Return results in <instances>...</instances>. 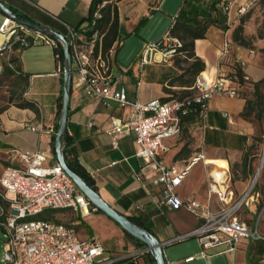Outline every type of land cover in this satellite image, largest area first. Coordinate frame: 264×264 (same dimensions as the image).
Listing matches in <instances>:
<instances>
[{
  "label": "built area",
  "instance_id": "2783aa9c",
  "mask_svg": "<svg viewBox=\"0 0 264 264\" xmlns=\"http://www.w3.org/2000/svg\"><path fill=\"white\" fill-rule=\"evenodd\" d=\"M255 1L239 3L237 0H219L217 5L226 13L236 5V14L242 15ZM115 2L97 1L86 20L77 26L64 22V37L71 58L72 88L81 89L87 97L107 107L115 103L119 109H127L125 119L114 115L109 118L107 134L111 145L116 148L120 136L132 134L134 155L141 161V165L133 172L134 178L139 181L145 177L151 178L152 184L159 188V206L167 209L183 207L199 220L193 229L173 239L194 237L197 240L199 250L186 256L185 261H208L213 255L233 254L243 239L264 244V233L259 230L264 205H261L259 191L254 188L258 173L236 195L231 187L228 167L223 168L219 180L210 172L207 199L215 196L219 203L218 208L212 210L192 196L182 199L177 193V187L191 167L204 159L202 151L183 164H166L162 159V154L171 147L168 140L180 135L182 118L189 113L192 105L199 106L198 117L204 128L208 102L214 95H239L241 84L236 70L225 74L220 68L224 62L233 61L229 41H225L220 50L219 74L209 78L204 77L202 71L199 72L189 87L191 95L179 98L169 94L168 100L154 98L147 102L129 100L125 79H132L138 89L142 83L143 67L147 64L171 63L181 53L183 42L170 33L169 27L158 40L146 42L131 65H117L115 55L123 39L118 37L105 49L102 24L104 9L107 6L113 9ZM38 42L63 48L60 39L25 25L10 24L5 31L0 30V58L5 53ZM237 65L243 72L245 61L238 59ZM61 67L57 65L53 73H59ZM242 77L247 79L245 74ZM27 95L28 91L25 90L22 96L26 100ZM29 128L53 132L51 128L46 129L41 121L29 125ZM11 154V162L4 166L0 174V227L4 235L0 264H141L140 257L150 252L146 246L117 257L109 255L101 258L106 250L98 237L90 235L81 238L71 224L48 218H32L46 209H71L81 216L97 209L58 161L45 163L48 155L44 150L12 149ZM15 160L17 163H14ZM245 212L256 216L254 226L243 217ZM212 249L214 253L211 254L209 250Z\"/></svg>",
  "mask_w": 264,
  "mask_h": 264
},
{
  "label": "crops",
  "instance_id": "0c3cea01",
  "mask_svg": "<svg viewBox=\"0 0 264 264\" xmlns=\"http://www.w3.org/2000/svg\"><path fill=\"white\" fill-rule=\"evenodd\" d=\"M1 1L17 15L20 14V17L65 35L66 27L64 22L77 26L85 21L90 13L93 0ZM244 1L246 0H237L239 3ZM217 3L218 0H116L115 5H113L118 18V37H123L122 34L138 33L141 38L140 50L146 42H153L148 37L147 29L149 26L157 27L162 36L169 27L173 26L181 9L184 16H191L201 9L211 13L213 16L218 13L226 15V21L223 22L224 27L210 24L205 29L203 37L194 40L195 55L204 61L205 68L202 71V75L209 78L217 76L220 68L225 74L233 72L236 68L237 60H243L245 61L243 73L247 76V81L240 87L241 94L238 96L229 97L223 94H216L209 100L206 126L204 128L201 126L200 131V151L204 155L205 163L203 160L196 162L189 170L188 175L182 180V183L177 187V193L182 199L192 196L202 204L208 205L212 210L217 209L219 203L215 196L210 200L207 199L209 173L212 171L211 167L206 164V158L209 160L224 158L227 161L228 169L230 163H242V157L246 152L247 146L255 141L254 137L257 134L255 123L240 116L245 105L243 93L251 91L252 84L264 77V38H259L256 35L258 26L256 21L258 15L262 14V10L259 11L258 9L260 5L264 4H261L260 0H256L245 14L237 15L235 12L236 5L233 6L229 13H226L218 7ZM7 18V23H16L9 17ZM241 21L243 34L245 37H251L252 46L239 45L232 39L233 29ZM254 36H256L255 39L252 38ZM225 41L230 43L233 61L224 62L219 68L218 58ZM21 51L15 50L5 53L0 58L2 66L0 72L6 69H13L14 64L11 59L17 58L20 72L16 71L14 74L27 77V86L24 91H28V100L22 96V101L31 102L33 106L20 107L11 105L0 112V156L6 162L5 165H7L11 162L12 149L28 151L41 149L48 155L45 163L52 164L57 161L54 154L53 141L60 110L59 102L62 97V69L59 73L50 76L53 80L51 95H49L47 100L42 99L41 102L38 98L31 96L28 79L32 76L43 77L44 73L26 74L20 60ZM10 62L11 66L9 65ZM160 65L168 67L173 72V75H168L163 80H161L163 73L157 76L156 79L145 80L142 78L139 88L146 82L147 87L152 90L150 95L146 94L142 99L138 97L139 88H136L134 81L125 79L129 100L137 99L140 102H147L154 98L164 99L170 94L166 89L177 91L186 87L176 82H171L173 76L181 72V67L172 62L169 64H147L143 67V70L146 66L158 67ZM56 70L57 64L54 71ZM127 112V109L123 111L115 103L107 107L101 102L87 97L81 89L72 88L66 124L67 146L71 149V155L75 156L83 171L91 177L95 190L105 202L127 217L141 221L143 226L160 241L169 243V241L197 226L199 220L183 207L167 209L164 206H159L157 204L159 188L152 184L151 178L145 177L141 181L134 178L133 172L141 165V161L134 155L135 143L132 134L120 136L116 148L111 145L110 136L107 134L109 118L114 115L122 116L125 119V113ZM39 121L46 129H53V132H39L29 128V125L36 124ZM176 139L177 137L168 140L171 146L170 149L175 146ZM167 152L162 154V159L166 164H168L166 162L168 156L164 158V154ZM175 155L176 152L171 159V163L183 164L190 158L175 159ZM14 163H17V161L15 160ZM251 164V159L248 156L247 171L245 173L249 176L254 171ZM197 165L201 167L192 173ZM4 166H2V169ZM220 168L223 169L222 167ZM52 210L54 211L48 219L75 226L81 238L93 235L92 232L86 233L78 227L79 221L76 218V211L71 209ZM91 212L86 216H81L79 213V218L84 220L89 216L97 222L101 220L113 227L115 226L105 215L95 216ZM246 213H244L243 217L251 223ZM54 216L55 218L58 217V219L53 218ZM122 234L124 236L123 240H125L124 248L121 250H119L120 248H114L115 251H118V256L127 252L129 244L134 245L135 249L143 247L136 243L134 237L126 235L123 229ZM103 246L105 250L109 249L104 244ZM241 246L242 244L232 254L234 258L238 249L241 251L245 250ZM251 246L247 256V264H264L261 261L264 260V244L253 241ZM209 253H214V250H209ZM184 258L182 259L183 262L187 263ZM210 258L208 261L203 259L205 264H211ZM141 261V264H152L146 261L145 256ZM166 261L167 264H177V261Z\"/></svg>",
  "mask_w": 264,
  "mask_h": 264
},
{
  "label": "rangeland",
  "instance_id": "374dc122",
  "mask_svg": "<svg viewBox=\"0 0 264 264\" xmlns=\"http://www.w3.org/2000/svg\"><path fill=\"white\" fill-rule=\"evenodd\" d=\"M259 11L262 10V14L258 15L256 23L258 24L256 28V35L258 31L261 29L262 20H264V5H260ZM8 22V18L0 12V30L5 31L7 26L10 25ZM148 37L150 40H157L161 33H159V29L156 27L149 26ZM122 39L124 41L123 45L119 47L116 51L115 61L117 65L120 66H129L133 63V61L137 58L140 52L141 38L138 33H129L122 34ZM251 38V37H250ZM253 39L256 36L252 37ZM184 57L175 56L173 58L172 63L179 66L184 67L190 61L185 62ZM20 60L22 66L25 70L26 74L41 72L44 73L43 77L41 76H32L28 79V83L30 85L31 96L38 98L41 102L43 100H47L49 95H51V87L53 80L50 76H53L54 73H51L56 68L55 58H54V50L52 45L38 42L31 46L25 47L20 53ZM50 72V73H49ZM145 80L148 79H156L157 76L163 73V80L168 75H173V72L166 66L160 65L156 66H146L143 70ZM144 80V81H145ZM174 80V79H173ZM27 86V83L23 81L17 74H10L8 70H2L0 72V111L6 110L11 105H18V103L22 102V93ZM180 90L176 91L174 96L177 97ZM152 90L147 87L146 82H144L138 91L139 99H142L144 95L151 94ZM257 127V134L254 137L255 141L247 146L246 152L251 159L252 170L254 168L253 173L249 176L247 173H244V169L242 163H230L229 169L231 174V187L234 190V193L238 195L243 188L250 182V179L258 172V167L260 165L262 151H264V121H253ZM201 131V122L196 121L190 123L187 126H183L180 132V135L177 137L175 141V146L172 147L165 156H168L166 162L168 164L171 163V159L176 152L175 159L177 158H188L194 155L196 152H200V137ZM214 164L218 167L225 168L227 167V161L224 158H217L215 160H209L206 158V164ZM6 162L0 156V173L2 166H4ZM201 166H196L193 169L194 173ZM247 171V168H246ZM203 172V170H202ZM251 172V171H250ZM257 186L261 190L262 198H260L261 205H264V164L261 165V170L259 171V175L257 178ZM54 210L46 209L44 212L32 217L34 219H42L48 218L51 216ZM93 215H105L101 211H92ZM77 220L79 221L78 227L82 229L86 233H93L94 236L98 237L99 240L109 249L104 252L101 258L108 257L109 255L118 256V251H115L114 248H120L119 250L124 248V236H122V229L120 226L114 222L111 218L105 215L107 219H110L112 223H114V227L111 226L107 222H103L99 220L95 221L91 217H86L84 220L79 218V212H77ZM247 217H249L252 226H254L256 216L251 213H246ZM55 218V216L53 217ZM58 219V217H56ZM55 218V219H56ZM117 227V228H115ZM259 229L262 233H264V210L261 211ZM4 239L3 230L0 227V257L2 254V240ZM175 239V238H174ZM253 241L250 239L242 240V248L244 251L237 250L235 258L232 256V253L213 255L210 258L211 264H247V256L250 252L251 245ZM221 248V247H219ZM135 250V246L129 244L128 252H132ZM199 250L198 242L194 237L184 238L181 240H173L171 243H168L164 246V256L168 261H177V264H205L203 259H195L190 262H183V258L190 254H195ZM144 256H141L139 262H142L141 259ZM257 261V260H256ZM264 263V260H261Z\"/></svg>",
  "mask_w": 264,
  "mask_h": 264
},
{
  "label": "trees",
  "instance_id": "16d2710c",
  "mask_svg": "<svg viewBox=\"0 0 264 264\" xmlns=\"http://www.w3.org/2000/svg\"><path fill=\"white\" fill-rule=\"evenodd\" d=\"M97 1L99 0L92 1L90 11L93 9L94 4ZM260 2L261 4H264V0H260ZM18 15L21 16L20 14ZM225 21H226L225 14L218 13L213 16L211 13L206 12L204 9H201L199 12L192 14L191 16H186V15L184 16V14L182 15V9L177 14V20L175 21L173 26L170 28V33L173 36L180 38L183 42L182 47L180 48L181 53L178 54L177 56L184 57L183 60L185 62L190 61L186 66L180 68L181 72L179 74L174 75L173 78L171 79V82H176L179 85L186 86L179 91V94L177 95V97L182 98V97L189 96L192 94V91L189 90V87L193 83L195 76L199 72L203 71L205 68L204 61L195 55L194 40L196 38L203 37L205 29L210 24H215V25L224 27L223 22ZM102 24H103V30L105 31L104 48L108 49V47L113 43V41L117 39L119 36L118 18H117L116 9L114 7L113 9H111L110 6H107L104 9V17H103ZM257 36L259 38H264V20H262V26H261V29L258 31ZM232 39L239 45L246 46V47L252 46L251 38L245 37V35L243 34L242 21L233 29ZM23 49L24 48H21L20 50H23ZM53 50H54L55 63L57 65L59 64L62 65L63 48L58 46V47H53ZM11 61L14 64V68L6 69V70H8L10 74H14L16 73V71L20 72V65L17 63V58H12ZM235 70H236V73L238 74L240 84L241 86H243L247 81V80H244L242 77V75H244L245 73H243L238 68L237 63H236ZM18 77H20L23 81L27 83V77H22V76H18ZM166 90L170 94H173V95L176 94V91L174 90H171V89H166ZM239 94H241L240 89H239ZM243 97H245V105L243 107V110L240 113V116L252 122L253 121L260 122L261 120L264 121V77H262L259 81L254 82L252 84V90L249 92H244ZM169 98L170 96L168 95V97H165L163 100H168ZM17 106L31 107L33 105L31 102L22 101L18 103ZM60 106H61V101L59 102V107ZM198 107H199L198 105L197 106L192 105V108L190 109L189 113L186 114L182 118V127L187 126L190 123L199 121ZM3 110H1L0 112H2ZM67 141H68V138L65 134V137L63 140V149H64L65 161L68 167L74 172H76L78 175H80L89 186L95 189V185L91 177H89L83 171V169L79 165L75 156L71 155L72 152H71V149H69L67 146L68 145ZM247 158H248V153L245 152L242 157V166L244 169V173L246 171ZM254 188L257 191H259L260 198H262L261 190L257 186V181L254 185ZM130 218L136 223H138L139 225L143 226L141 221L137 220L136 218H132V217ZM248 220H251V219H248ZM126 235L130 236L128 233H126ZM134 240L136 241L138 245L144 246V244L140 242L138 239L134 238ZM144 256L147 262H151L152 264H154V260H153L151 252L146 253Z\"/></svg>",
  "mask_w": 264,
  "mask_h": 264
},
{
  "label": "water",
  "instance_id": "95a60500",
  "mask_svg": "<svg viewBox=\"0 0 264 264\" xmlns=\"http://www.w3.org/2000/svg\"><path fill=\"white\" fill-rule=\"evenodd\" d=\"M0 12L5 16L9 17L18 24L25 25L27 27L33 28L35 30L46 33L52 37L60 39L63 42V63H62V97L61 106L58 114L57 128L54 134L53 148L54 154L61 165V167L66 171V173L71 177L73 182L77 185L80 191L85 195V197L90 201V203L96 207L97 210L103 212L114 222H116L126 233L130 236L138 239L146 247L149 248L154 264H167L164 256V246L168 243L160 241L152 232L143 226L139 225L126 215L120 213L111 207L107 202H105L99 193L89 186L86 181L78 175L76 172L71 170L64 156L63 140L66 134V124L68 118L69 102L72 90V75H71V58L66 43V39L63 34L41 25L36 22L29 21L25 18L20 17L15 12H13L9 7H7L0 0Z\"/></svg>",
  "mask_w": 264,
  "mask_h": 264
},
{
  "label": "bare ground",
  "instance_id": "6f19581e",
  "mask_svg": "<svg viewBox=\"0 0 264 264\" xmlns=\"http://www.w3.org/2000/svg\"><path fill=\"white\" fill-rule=\"evenodd\" d=\"M204 75H205V72H204ZM203 162L205 163V160ZM262 164H264V151H262L260 165L258 167V172H257L258 175H259V171L261 170V165ZM208 166L211 167V171H212L213 175L215 176V178H217L219 180L222 177L223 169H221L220 167H218L217 165H214L212 163L208 164Z\"/></svg>",
  "mask_w": 264,
  "mask_h": 264
}]
</instances>
